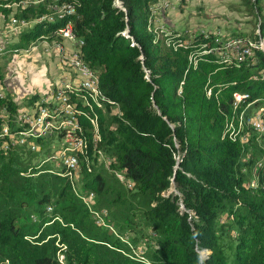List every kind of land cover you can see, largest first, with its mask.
I'll use <instances>...</instances> for the list:
<instances>
[{"label": "trees", "instance_id": "1", "mask_svg": "<svg viewBox=\"0 0 264 264\" xmlns=\"http://www.w3.org/2000/svg\"><path fill=\"white\" fill-rule=\"evenodd\" d=\"M20 1L0 0V12L8 15L9 5ZM68 1L76 12L63 17L45 2L18 8L16 15L33 23L14 46L53 39L72 22L85 41V60L121 109L114 114L108 104L99 111L98 148L109 158L108 169L131 182L109 183L97 171L103 163L91 144L94 167L81 171V185L117 208L122 235L134 231L133 241L150 238L153 245L143 258L135 256L122 237L95 223L74 192L71 204L55 208L73 186L70 180L36 168L26 174L27 157L0 149V262L264 264V133L242 141L231 137L234 129L227 125L235 93L250 95L241 107L264 99V49L243 63H227L205 52L214 45L211 32L189 38L173 29L156 38L148 26L158 0ZM242 1L260 17V34L251 37L258 40L264 36L263 0ZM4 94L0 129L4 108L14 113L19 107L10 92ZM249 173L256 186H248ZM204 250L209 253L202 257Z\"/></svg>", "mask_w": 264, "mask_h": 264}, {"label": "built area", "instance_id": "2", "mask_svg": "<svg viewBox=\"0 0 264 264\" xmlns=\"http://www.w3.org/2000/svg\"><path fill=\"white\" fill-rule=\"evenodd\" d=\"M42 2L60 17L76 12L75 4L68 0H21L9 5L11 12L8 15L0 12V57L7 54L25 57L31 50L42 48L46 54H57L62 59L61 71L49 79L41 92L32 94L24 105L17 101L19 107L14 113L4 108L0 149L27 157L30 167L26 174L34 168L41 169V172L66 177L75 186L79 184L78 177L84 168L89 172L93 170L95 161L90 154L91 144L98 162H109V158L98 148L102 139L99 111H104L108 104L113 107L114 114L120 115L121 109L119 103L112 101L102 90L100 74L85 60V41L77 36L71 21L61 27L53 39L37 40L27 48L14 46L22 30L33 23L19 18L16 11L28 4ZM173 7V0H158L153 8L148 28L156 38L168 37L175 29L165 19V13ZM199 31L213 35L214 45L205 52H213L227 63H243L252 58L257 49H264L262 35L255 40L250 36L228 35L221 29L201 28ZM257 32L260 34L259 29ZM194 34L190 33L189 38ZM131 40L134 38L131 37ZM4 86V81H0V96L5 95ZM249 97L248 93H235L234 116L227 124L234 129L233 139L239 137L248 141L250 130L264 133V106H260L264 99H260L259 103L250 101L241 107ZM256 185L255 180L248 183V186ZM82 198L95 223L111 228L106 220L107 209L99 212L92 208L95 192L91 191ZM51 210L52 206H48V211ZM59 259L64 262L65 254L60 253Z\"/></svg>", "mask_w": 264, "mask_h": 264}, {"label": "rangeland", "instance_id": "3", "mask_svg": "<svg viewBox=\"0 0 264 264\" xmlns=\"http://www.w3.org/2000/svg\"><path fill=\"white\" fill-rule=\"evenodd\" d=\"M173 2L174 5L179 4V7H181L183 11L185 10V15L188 17H194L193 23L188 20V23L185 21V24L181 27L189 33L201 28H209L221 29L228 35H247L254 37L255 33L258 31L260 22L259 15L254 13L250 6L245 4L242 0H173ZM261 5L263 6L261 15L264 17V0L261 2ZM178 25L179 23H176L175 26ZM175 26L171 27L174 28ZM43 53L45 52L42 48H37L31 50L29 54L24 57L25 59L18 57V59H20L18 63H16L17 61L12 62L9 56H4L0 61L4 66L5 79L7 81L4 83L5 88L9 91L12 90L16 96L19 95L13 89V86L16 87V90L21 91L19 93L24 97L19 98V102L22 103V105H24V103H26L28 98L32 95V93L26 95L27 92L24 91L31 89V92H41L40 87H35L44 81V76H46L45 74L47 73L49 79H52L55 77L54 75H57L56 72L61 71V56L57 54H46L44 56ZM53 67H55L56 71ZM47 85L48 83L46 86ZM260 106H264V103H260ZM254 132L256 131L250 130L249 133L252 135ZM260 143L263 145V141L260 140ZM101 164L102 165L97 168V171H101L109 183L117 184V182L120 183L121 181L123 183L125 182L129 186L131 182L128 181L120 171H112L108 169V162L106 161L101 162ZM248 177L252 179V181L257 180L254 173H249ZM82 180L83 178L79 176V184L72 186L71 189H67L66 193L63 195L60 202L57 203L55 208H61L71 204L72 200L69 199L72 195L71 192L75 193L80 202L85 203L82 196L85 197V195L91 192L92 189L91 187L81 185L83 183ZM56 199H58V195H56ZM100 200L101 195L96 193L92 203V208L99 212L103 209H107L108 216L106 217V220L110 224L111 228L106 227V229L112 231L115 235L122 237L121 239L125 242V244L132 249V253L137 257L143 258L145 253L149 251L151 245H153V242L150 241V238L148 240L143 238L141 240L133 241L135 236L134 231L124 232L122 235L118 231V225L122 220L121 216L118 214L117 208L113 207L112 203L103 204ZM29 201L33 203L32 200ZM132 203L133 206H138L136 200ZM135 211H138V209ZM126 213L127 211H125L123 215H126ZM91 215H93L92 212ZM93 220L95 219L93 218ZM223 220L226 221L227 218L223 217ZM150 235H153V233L149 232V236ZM202 253L205 256L209 253V251L204 250ZM0 264L3 263L0 262Z\"/></svg>", "mask_w": 264, "mask_h": 264}, {"label": "crops", "instance_id": "4", "mask_svg": "<svg viewBox=\"0 0 264 264\" xmlns=\"http://www.w3.org/2000/svg\"><path fill=\"white\" fill-rule=\"evenodd\" d=\"M183 2H184V1H183ZM176 17H177V18H176ZM165 19H166V22H167L170 26H175L176 23H179V25H178V26H175L174 28L177 29V30H180V31H182V32H184V33H186V34H188V35L190 34L188 31L183 30L181 27L185 24V21L188 23V20H190L189 22L193 23V22H194V17H188L187 15H185V10L183 11V9H182L181 7H179V4H178V5H174V7H173L172 9H170L169 11H167V12L165 13ZM198 31H199V29L196 30V31H194V32L196 33V32H198ZM192 33H193V32H192ZM43 54H44V56L46 55V53H43ZM4 56H9V58L11 59L12 62L17 61L16 63H18L19 60H20V59H18L17 56L7 54V55H2V56L0 57V61H1V59H2ZM11 56H12V57H11ZM13 56H14V57H13ZM22 58H24V57H22ZM24 59H25V58H24ZM16 63H15V64H16ZM53 68H54V70L56 71L55 67H53ZM45 75H46V76H44V81H42L41 84H38V85L35 87V88L40 87V89H41L40 91H42V90L46 87V84L49 82V77L47 76V73H46ZM3 81H4V83L7 82L6 79H4ZM4 88H5V86H4ZM13 89L18 93L19 96H16V95L13 93L12 90L9 91V90L7 89V91L11 93L12 98H13L14 100H16V101L19 102V98L24 97V96L20 95L19 92H21V91L16 90V87H15V86H13ZM20 89H21V88H20ZM5 90H6V88H5ZM21 90H22V89H21ZM23 90H25V89H23ZM24 92H27L26 95L29 94V93H32V94L36 93V92H31V89H30V90H26V91H24Z\"/></svg>", "mask_w": 264, "mask_h": 264}, {"label": "water", "instance_id": "5", "mask_svg": "<svg viewBox=\"0 0 264 264\" xmlns=\"http://www.w3.org/2000/svg\"><path fill=\"white\" fill-rule=\"evenodd\" d=\"M202 257H204V255L202 254Z\"/></svg>", "mask_w": 264, "mask_h": 264}]
</instances>
